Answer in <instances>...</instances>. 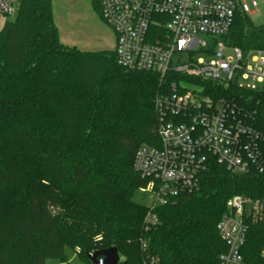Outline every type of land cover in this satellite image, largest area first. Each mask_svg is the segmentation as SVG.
I'll use <instances>...</instances> for the list:
<instances>
[{"label": "trees", "instance_id": "trees-1", "mask_svg": "<svg viewBox=\"0 0 264 264\" xmlns=\"http://www.w3.org/2000/svg\"><path fill=\"white\" fill-rule=\"evenodd\" d=\"M219 40L264 52V23L237 12ZM163 89L154 74L119 67L114 50L63 46L51 0L20 3L0 31V264L63 260L64 248L91 264L87 254L110 247L126 264H216L227 200H264V176L233 175L212 159L199 189L155 208L146 229L147 209L133 202L145 181L133 161L141 145L158 144L153 99ZM231 92L264 136V88ZM263 245L264 222L250 225L248 264H264Z\"/></svg>", "mask_w": 264, "mask_h": 264}, {"label": "built area", "instance_id": "built-area-1", "mask_svg": "<svg viewBox=\"0 0 264 264\" xmlns=\"http://www.w3.org/2000/svg\"><path fill=\"white\" fill-rule=\"evenodd\" d=\"M22 1L0 0V13L16 14ZM97 2L101 20L115 36L117 65L154 74L165 87L153 99L158 144L141 145L133 161L145 181L139 191L155 197L144 218L146 229L156 224L155 208L199 189L200 174L212 159L233 175L264 176V136L231 92L254 91L264 83V52L244 54L219 40L237 12L251 18L264 0ZM226 50L233 56H225ZM254 53L258 56L249 59ZM198 82L230 88V95ZM263 222L264 200L229 198L216 225L224 245L216 264H248L243 253L249 227ZM260 258L264 262V245ZM144 264L159 263L150 258Z\"/></svg>", "mask_w": 264, "mask_h": 264}, {"label": "rangeland", "instance_id": "rangeland-1", "mask_svg": "<svg viewBox=\"0 0 264 264\" xmlns=\"http://www.w3.org/2000/svg\"><path fill=\"white\" fill-rule=\"evenodd\" d=\"M94 0H51L52 18L58 33L59 42L66 47H74L84 52L113 51L115 36L113 32L101 20L97 8L93 6ZM4 16V15H3ZM8 21L15 18V14L4 16ZM251 21L254 24L264 22V3H259L258 12L253 15ZM225 56H233L231 50H226ZM258 56L254 53L249 56ZM264 59V55L260 56ZM185 60V58H182ZM177 58H174V63ZM258 89L264 88L263 84L256 85ZM155 197L151 192L136 191L133 194V202L145 207L147 210L153 205ZM53 213L59 212V208L50 205ZM147 213V212H146ZM146 217V215H145ZM144 217V218H145ZM78 250L64 248L63 260H46V264H87L77 254ZM124 256L119 253V262H125ZM144 264V262H142Z\"/></svg>", "mask_w": 264, "mask_h": 264}, {"label": "water", "instance_id": "water-1", "mask_svg": "<svg viewBox=\"0 0 264 264\" xmlns=\"http://www.w3.org/2000/svg\"><path fill=\"white\" fill-rule=\"evenodd\" d=\"M91 264H126L119 262V255L116 247L94 251L86 255Z\"/></svg>", "mask_w": 264, "mask_h": 264}, {"label": "crops", "instance_id": "crops-1", "mask_svg": "<svg viewBox=\"0 0 264 264\" xmlns=\"http://www.w3.org/2000/svg\"><path fill=\"white\" fill-rule=\"evenodd\" d=\"M6 19L4 16L0 13V31L2 30L4 24H5Z\"/></svg>", "mask_w": 264, "mask_h": 264}]
</instances>
